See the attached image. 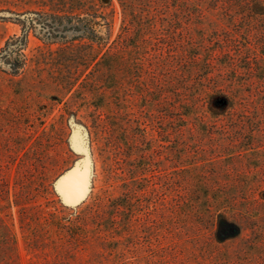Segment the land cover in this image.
Wrapping results in <instances>:
<instances>
[{
	"label": "rangeland",
	"instance_id": "rangeland-1",
	"mask_svg": "<svg viewBox=\"0 0 264 264\" xmlns=\"http://www.w3.org/2000/svg\"><path fill=\"white\" fill-rule=\"evenodd\" d=\"M129 1L132 11L111 0L112 17L97 18L90 28L73 22L79 30L67 31V39L82 38L69 43L32 29L23 68H0V219L16 242L13 256L0 248V264H264V78L259 69H245L264 66L258 45L264 38L249 40L239 31L249 23V17L233 21L229 9L237 11L239 0L226 9L211 0ZM42 2L0 0V49L21 34L15 13L55 20L57 11ZM188 34L199 51L188 49ZM90 39L127 58L112 79L105 70L87 74L90 68L80 72L54 60L65 47L98 46ZM174 45L178 54L186 50L177 56L176 88L166 70ZM188 51L212 61L209 74L182 78ZM72 73L78 76L69 88L63 82ZM187 111L203 121L180 115ZM69 172L75 179L65 178ZM208 184L217 188L213 195H234L233 207L246 211L229 215L241 226L236 234H217ZM103 192L129 202L117 233H99V239L89 231L79 242L19 222L16 202L48 212ZM61 211L66 218L76 214Z\"/></svg>",
	"mask_w": 264,
	"mask_h": 264
},
{
	"label": "trees",
	"instance_id": "trees-1",
	"mask_svg": "<svg viewBox=\"0 0 264 264\" xmlns=\"http://www.w3.org/2000/svg\"><path fill=\"white\" fill-rule=\"evenodd\" d=\"M50 1L52 0H45V2H42V5H49L51 9L57 11V16L53 17L55 18V20H40L39 18H35L25 13L14 14L16 17L12 19H15V22L18 23V25L21 27V34L19 36H13L9 38L5 46L0 49V68L3 65H7L15 73H18V70L20 68H23L24 54L22 53V50H24L27 46L28 33L32 29H36L38 27L41 29H45L47 37L65 39V41L69 43L79 38H82L80 35H73L70 39H67V31L79 30V25L72 24L73 22H83V26L90 28V24L97 22V18L106 20L107 18L112 17L113 14L111 0H54L53 4H50ZM118 1L121 5H124L123 8L125 10L129 7L128 9H131L132 11V1H129L128 6L125 4L126 0ZM211 1H214L216 4L221 1V6H223L224 9L228 8V5L232 6L233 2H235V0ZM224 3L227 4V6ZM237 6L238 7L235 6L238 9L237 11L235 8L229 9V11L234 14L233 21H236L238 19H247L249 17L247 19L249 23L245 24L244 28H241L239 31L243 29L242 32L246 34V37L249 40L251 37L254 38L255 36H260L264 38V27L258 30L253 27L255 21L258 23H264V0H239ZM129 15H134V13L130 12ZM258 23L255 24L257 25ZM67 24L71 25L67 26ZM122 28L124 32H121L118 37L123 41L124 39H126V33L128 32V29L125 26H123ZM142 28L143 27L141 26V31L143 32L144 28ZM251 29L254 30V33L251 32ZM141 38L146 41L145 35H143ZM90 41L93 45L97 44L98 46H95L94 48L90 47V49L65 47L62 50L59 49V54L57 56L58 60H54L59 61L60 66L68 64L66 67L71 70H80L81 72V68L82 70L90 68L87 74H92V72H95L96 70L98 71V73L100 72V70H105L107 73L111 74L112 79V74H114L122 64L127 62V58H123L124 53L121 52L119 49H113L110 46L104 49L105 45L100 46L92 39H90ZM184 41L188 45V49L199 51L202 47L201 44H198V42L194 41V38L189 34L186 36V40ZM63 44H65V42ZM258 45L262 47L264 46V42H260ZM175 46L176 45L173 46L174 50H172V52H175V54H169L172 65L169 64L170 66L168 65L166 70L172 72L175 75V79H173V83L171 84V86H175L176 88L177 77L179 76V68L181 62V58L180 60H178L177 56L185 54L186 50L182 49L183 52L181 54H178L176 53ZM254 47L255 46H253V48ZM248 49H250V45ZM197 51H192V53L188 51L189 69L187 70L186 74H183L185 76H183L182 78H187L188 75L197 76L199 75V72H202V70L203 72L206 71L205 75L210 73V70H208V68L211 66L212 61L209 58L201 59L200 53ZM223 52L226 53L225 50H223ZM15 53L17 57L11 58V56ZM66 67L64 68L66 69ZM126 67H131V65H126ZM245 69L251 72L253 70L259 69L262 71L261 78H264V66L259 67L257 66V64H255L254 66L248 65V67H246ZM75 74L76 73L70 74L69 77L74 78H71L68 81H64L63 85H65L66 87L69 86V88L73 87L76 83L78 76L77 74ZM74 75L76 76V78ZM203 79H205V76H203ZM107 87L114 89L116 87V84H114V82H111V84L109 86L107 85ZM182 88L183 87L180 85V87H177V91L179 90L180 92V89ZM146 93H144V91L142 90L140 94L141 96H146ZM200 95L201 94L197 93L193 97L197 98ZM182 101L186 102L187 104H184H186L188 107H197V104H194L190 99L183 98ZM210 106L215 109L213 102L210 104ZM180 115H184L186 117L190 115H195V117L199 118L203 117L200 116L198 112L191 113L189 111L185 112L184 114L181 113ZM201 120L203 121V119ZM114 130L115 129L112 127H107V131L111 132V134L114 133ZM210 187L211 189H213L212 194L207 195V197L209 196L212 201L209 202L211 204H207V206H209V208L212 210H209L210 212H217V215L219 216L218 220L215 219V223H217V234L220 233L221 230L223 231L221 232L220 237H224L226 235L229 236V234H236L239 229H241V226H239V224L236 223L237 221L233 220L229 215L236 214L237 212L246 213V211L237 210L236 207H233L238 204V202L235 200L236 198H233L234 195L230 196V194L226 193H223V195H213V193H217V188H214L215 186L208 184V188ZM108 197L105 196L104 192L97 193L94 194L91 199L87 202L83 201L75 206H65L60 203L58 206L60 210L56 208L54 211L48 212L44 211L43 208H41L38 204H31V202L27 201L22 202L21 204L16 202L17 205L21 206L20 212L18 213L19 222L20 224L23 223L24 226H26L27 230L30 229V227H34L37 228V230L43 231L42 234L46 233V231L49 230H55L59 234H65L73 240H79V242H86L89 231L97 233L100 239V235L105 232L113 231L114 233H117V229L121 225L120 221L123 219V212L125 209H129L130 207L129 202L122 197ZM65 209L76 212L75 216H73L72 218L63 217L61 214V210ZM226 215H228L229 217ZM213 217L214 216L212 213L210 218ZM91 226L93 228L92 230H90L89 228ZM231 228L232 230L233 228L235 229L234 233L227 232ZM30 233L31 231H29L28 234ZM0 248L5 249L7 252H9V255L11 256H13V254L15 255V239L13 238V235L1 219Z\"/></svg>",
	"mask_w": 264,
	"mask_h": 264
},
{
	"label": "water",
	"instance_id": "water-1",
	"mask_svg": "<svg viewBox=\"0 0 264 264\" xmlns=\"http://www.w3.org/2000/svg\"><path fill=\"white\" fill-rule=\"evenodd\" d=\"M67 176H69L70 178H68V180L69 179H73L74 178V172H69L68 174H67ZM67 176L65 177L66 179H67Z\"/></svg>",
	"mask_w": 264,
	"mask_h": 264
},
{
	"label": "bare ground",
	"instance_id": "bare-ground-1",
	"mask_svg": "<svg viewBox=\"0 0 264 264\" xmlns=\"http://www.w3.org/2000/svg\"><path fill=\"white\" fill-rule=\"evenodd\" d=\"M68 178H70V177H69V176H67V179H68ZM74 179H75V178H74ZM67 184H68V183H67ZM83 185H84V183H83ZM74 186H75V185H74Z\"/></svg>",
	"mask_w": 264,
	"mask_h": 264
},
{
	"label": "clouds",
	"instance_id": "clouds-1",
	"mask_svg": "<svg viewBox=\"0 0 264 264\" xmlns=\"http://www.w3.org/2000/svg\"><path fill=\"white\" fill-rule=\"evenodd\" d=\"M226 95V94H225Z\"/></svg>",
	"mask_w": 264,
	"mask_h": 264
}]
</instances>
